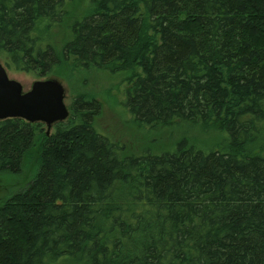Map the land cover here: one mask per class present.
<instances>
[{"label":"trees","instance_id":"1","mask_svg":"<svg viewBox=\"0 0 264 264\" xmlns=\"http://www.w3.org/2000/svg\"><path fill=\"white\" fill-rule=\"evenodd\" d=\"M69 1L0 0L8 70H129L135 121L214 126L226 143L128 153L83 94L49 131L0 120V173L38 157L0 197V264H264V0H91L60 54L50 29Z\"/></svg>","mask_w":264,"mask_h":264},{"label":"rangeland","instance_id":"2","mask_svg":"<svg viewBox=\"0 0 264 264\" xmlns=\"http://www.w3.org/2000/svg\"><path fill=\"white\" fill-rule=\"evenodd\" d=\"M65 10L66 16L63 21L50 29L53 44L60 54L73 36L72 27L75 21L80 20L92 10L91 0H71ZM0 61L4 64L1 53ZM70 66L71 64L67 65L63 62L61 67L57 68L63 72L62 75L54 73L40 77L36 74L10 70L8 73L11 78L20 81L25 90L30 89L36 80L59 79L67 90L65 101L68 106L75 96L82 94L99 100L102 111L96 119L97 129L111 140L125 145L127 152L131 154L145 152L160 154L165 151H174L182 140L205 152L225 145L227 134L214 126L177 120L172 125L153 127L135 121L125 105L131 71ZM36 151L35 149L31 157L25 159L18 174L0 173V197L11 195L28 185L38 168ZM53 264H69V262L60 260Z\"/></svg>","mask_w":264,"mask_h":264},{"label":"water","instance_id":"3","mask_svg":"<svg viewBox=\"0 0 264 264\" xmlns=\"http://www.w3.org/2000/svg\"><path fill=\"white\" fill-rule=\"evenodd\" d=\"M67 90L57 78L36 80L30 89L9 76L0 61V120L22 118L28 122H43L48 131L69 116Z\"/></svg>","mask_w":264,"mask_h":264}]
</instances>
